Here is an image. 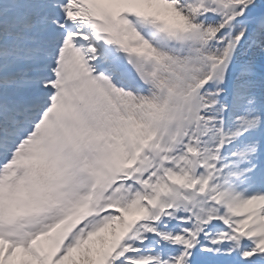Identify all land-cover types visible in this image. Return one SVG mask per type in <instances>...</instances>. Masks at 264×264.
Listing matches in <instances>:
<instances>
[{
    "label": "snow or ice",
    "instance_id": "6c2138e0",
    "mask_svg": "<svg viewBox=\"0 0 264 264\" xmlns=\"http://www.w3.org/2000/svg\"><path fill=\"white\" fill-rule=\"evenodd\" d=\"M0 264H264V0H0Z\"/></svg>",
    "mask_w": 264,
    "mask_h": 264
}]
</instances>
